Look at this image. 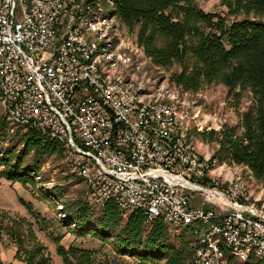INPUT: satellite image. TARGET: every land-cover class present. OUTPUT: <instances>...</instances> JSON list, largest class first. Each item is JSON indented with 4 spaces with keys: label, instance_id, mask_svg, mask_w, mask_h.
Instances as JSON below:
<instances>
[{
    "label": "built area",
    "instance_id": "obj_1",
    "mask_svg": "<svg viewBox=\"0 0 264 264\" xmlns=\"http://www.w3.org/2000/svg\"><path fill=\"white\" fill-rule=\"evenodd\" d=\"M117 30L103 0H0V109L10 132L57 142L71 181L124 219L160 220L177 234L190 227L193 264H264V190L256 198L198 148L201 110L153 99L139 76L146 62L113 52Z\"/></svg>",
    "mask_w": 264,
    "mask_h": 264
},
{
    "label": "trees",
    "instance_id": "obj_2",
    "mask_svg": "<svg viewBox=\"0 0 264 264\" xmlns=\"http://www.w3.org/2000/svg\"><path fill=\"white\" fill-rule=\"evenodd\" d=\"M201 1L209 0H113V15L122 30L137 33L139 43L156 65L169 68L177 64L181 68L173 81L186 90L196 92L221 84L237 101L242 94L252 96L241 124L227 129L219 142L230 161L246 165L257 180L264 182V0H222L220 12H206ZM22 131L26 132L20 136ZM211 135L219 140L217 133ZM51 156L64 160L57 142L24 128L11 133L6 118L0 123L1 176L6 181L30 182L36 189L37 176ZM50 193L63 205L58 214L66 234L75 239L90 237L110 246L114 256L96 258L91 248L62 244L64 236L48 235L41 242L35 226L45 233L48 229L42 224V216L32 209L33 221L10 220L7 227L2 223L8 214L1 213L0 236L6 230L15 239L17 258L23 264H193L196 245L190 227L181 228L177 234L160 220L147 225L142 215L124 219L114 203L100 206L93 201L96 209L88 200H67L61 188H52ZM39 196L51 201L46 194ZM53 245L56 256L48 251Z\"/></svg>",
    "mask_w": 264,
    "mask_h": 264
},
{
    "label": "rangeland",
    "instance_id": "obj_3",
    "mask_svg": "<svg viewBox=\"0 0 264 264\" xmlns=\"http://www.w3.org/2000/svg\"><path fill=\"white\" fill-rule=\"evenodd\" d=\"M201 2V6L206 12L221 11L222 0ZM103 6L105 16L110 17L114 13L113 1L103 0ZM115 26H117L118 35H112L114 43L113 52L118 55H131L135 60H138L139 58L141 61L146 62L142 65L141 74H139V76L146 80V82L149 80L150 83L154 85L155 97H153V99H162L165 102H169L170 99L168 96H170L171 98H174V102H185L186 106L189 104L190 107L198 106L201 110V121L204 130L202 132H193L194 142L203 153L210 154L213 160L217 159L220 162V165L224 167L223 172L227 174V176L228 174L229 177L233 174H236L237 176L241 175L244 184L256 192L254 196L257 198V194L264 190V182L257 180L255 175L246 165L230 161L227 150L223 144L220 143L223 141L224 132L227 131V129L238 127L241 124L242 114L248 110L253 102L252 96L245 93L242 94L239 101H237L236 98L230 96V91L221 84L209 85L196 92L186 90L183 85H179L173 81L174 74L181 71V68L177 64H174L169 68H163L156 65L152 58L147 56L145 48L139 43L137 33H130L127 29L122 30L117 18L115 19ZM113 34L116 33L114 32ZM136 50L138 51V55ZM4 119L5 115L0 109V123L3 122ZM25 132L26 131H22L20 136ZM213 132L219 135L218 141H216V138H213L214 136L212 137L211 134ZM44 167L45 171L42 173V184L36 181V189H34L30 182L27 184H11L6 181L1 176L4 168L0 165V215L4 212L8 214V219L2 223V226H10V220L16 221L22 218H27L33 221L30 214V209H32L35 213L42 216V219H44L42 224L46 225L48 229L47 233H45L39 231L38 226H35V230L37 231L36 234L41 242H44L48 235L52 236V238L64 236L62 239V244L64 245L68 246L70 242H73L77 245L91 248L96 252L95 257L99 259H101L104 254H110L113 257L114 250L110 246L103 245L98 241H91L90 237L83 240L75 239L71 234H66L67 229H63L59 223L60 215L58 214L62 212L63 205L60 204L54 196H51V189H63L67 200H88L93 206L95 205L93 202L94 200L87 198L86 189L83 183L80 184V181L72 182L71 180H68L69 176L67 168L62 161L56 158V156L49 157L47 159V164ZM227 178L228 177L223 178L222 182L223 180H227ZM40 193L49 196L51 201H45L42 199L39 196ZM22 199L26 202L25 205L22 204ZM26 205H28L29 208H27ZM62 218L64 219V215ZM72 223L73 222L70 224ZM72 227L74 228V226ZM16 230L19 232L21 231L18 230V227ZM1 233L0 252L2 259L4 260L10 257L13 260L21 262L17 258L18 245L15 239L11 237L6 230ZM48 242L49 241H47V243ZM48 251L56 256L55 245L48 247ZM13 254L14 256L12 257ZM57 264L63 263L59 261Z\"/></svg>",
    "mask_w": 264,
    "mask_h": 264
},
{
    "label": "crops",
    "instance_id": "obj_4",
    "mask_svg": "<svg viewBox=\"0 0 264 264\" xmlns=\"http://www.w3.org/2000/svg\"><path fill=\"white\" fill-rule=\"evenodd\" d=\"M73 242H70L68 245H70ZM14 256V254L12 255V257ZM7 259V260H6ZM6 259H2V255L0 254V264H23L22 262H18L16 260H13L12 258H6Z\"/></svg>",
    "mask_w": 264,
    "mask_h": 264
}]
</instances>
